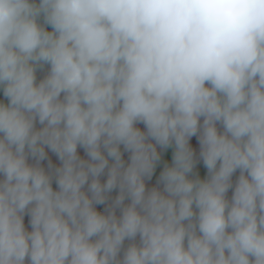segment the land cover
Here are the masks:
<instances>
[{"label": "clouds", "instance_id": "obj_1", "mask_svg": "<svg viewBox=\"0 0 264 264\" xmlns=\"http://www.w3.org/2000/svg\"><path fill=\"white\" fill-rule=\"evenodd\" d=\"M0 94V264H264V0H0Z\"/></svg>", "mask_w": 264, "mask_h": 264}, {"label": "crops", "instance_id": "obj_2", "mask_svg": "<svg viewBox=\"0 0 264 264\" xmlns=\"http://www.w3.org/2000/svg\"><path fill=\"white\" fill-rule=\"evenodd\" d=\"M49 30H51V29L49 28ZM48 68H49V66L45 65L42 70H40V69L37 70V82H39V80L42 79L43 76L47 73ZM0 99H3L2 94H0ZM201 122H202V120H201ZM37 127H39V125H37ZM136 127H138L141 131H146V129L142 123H137ZM217 128H218V131H223L222 126L219 123L217 124ZM151 142L155 143V141H151ZM189 143H190V146L192 147V149L195 153V158L197 159V164H196L195 168L193 169V173L190 174V178H195L196 176H199L200 179H205L207 177V169L203 165L202 160L199 158L200 146H199V142H198L197 137H195V136L192 137L190 139ZM45 150L48 153V159L41 162V165L45 168V170H48V160H51L54 167L60 166V161L58 160L56 155L54 153H52L50 150H48L47 148ZM77 151H78V155L82 159H85V160L88 159L86 153L84 152V150L82 148H78ZM121 151H122L123 159L127 163L129 153L125 152L123 150V146H121ZM157 151L161 153V161L158 163L151 180H146L145 184H146V188L150 189L152 187H157L162 191L163 185L162 184L158 185L157 179L159 177L160 172L163 170L165 163H167L169 166H171L173 149L168 148L165 150V149H161L159 146H157ZM29 163H34V161H32L30 159ZM238 176H239V170H237V172L234 173V175L232 177L233 183H235ZM100 179H101V182L103 183L104 180L106 179V177L102 176ZM53 188H54V190L56 189L55 182H53ZM109 195H110V197L114 198L117 195V190H113ZM231 195H232V190L230 189L228 194H227L229 199L231 198ZM107 203H111V200H109ZM125 203H127V201ZM106 206H107V204L95 205L96 210L101 212V213H104ZM117 215H119V210H117ZM25 226H26V228L31 230L30 227L28 226V217L27 216H25ZM137 240H138V238H137ZM128 243H129L128 241H125V246H127Z\"/></svg>", "mask_w": 264, "mask_h": 264}]
</instances>
